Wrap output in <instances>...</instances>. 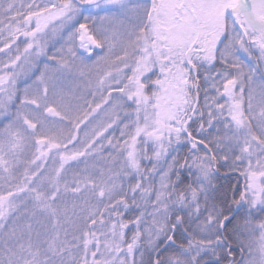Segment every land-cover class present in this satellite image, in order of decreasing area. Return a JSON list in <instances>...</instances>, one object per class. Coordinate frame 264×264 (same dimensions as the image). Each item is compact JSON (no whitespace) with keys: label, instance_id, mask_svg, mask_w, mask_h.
Returning <instances> with one entry per match:
<instances>
[{"label":"snow or ice","instance_id":"6c2138e0","mask_svg":"<svg viewBox=\"0 0 264 264\" xmlns=\"http://www.w3.org/2000/svg\"><path fill=\"white\" fill-rule=\"evenodd\" d=\"M0 181V264H264V0H0Z\"/></svg>","mask_w":264,"mask_h":264},{"label":"trees","instance_id":"16d2710c","mask_svg":"<svg viewBox=\"0 0 264 264\" xmlns=\"http://www.w3.org/2000/svg\"><path fill=\"white\" fill-rule=\"evenodd\" d=\"M91 61H94V60H90L89 64H91ZM216 67H220L219 65H216ZM198 75L200 76V82H201V89H203L204 87H206L205 83H204V80H202V75H203V72L201 71L200 73H198ZM209 94V93H208ZM210 95V94H209ZM204 96H205V93L203 92V90L200 91L199 93V103L200 105L202 104V102H204ZM211 96V95H210ZM85 100L91 102L92 101V98L93 96L90 95V94H86L85 95ZM81 103H83V101H81ZM193 124V128L195 127H198V122H190ZM215 129V127L209 129V133L213 134V130ZM194 135H200V138H203V135L202 134H197L196 132L193 133ZM190 147V145H188L187 143H182L179 147V153H180V156L183 157L184 155L187 154V150L188 148ZM201 150L203 151V147L201 146ZM108 151L109 149L107 148L106 146V143H105V149L102 151L101 153V156H98L96 157L95 160H91L89 161V163H97L100 167H104L105 166V163L106 161L103 160L101 157H107L108 155ZM80 168H83V164L79 165ZM148 167H151V165H148ZM219 167V166H218ZM23 169L20 170V172L22 173ZM220 172H228L227 171V167L226 166H222L220 167ZM19 174V173H18ZM71 175V173H69V176ZM182 179L184 180L185 183L188 182L187 180V172L186 171H183L182 172ZM238 175L237 174H230L228 176H224V175H220V174H217L216 176V183L217 185L221 188V189H227V188H230V186L232 185H236L237 182H238ZM173 179H175V177H173ZM155 183L158 185L159 183V177L157 176L155 178ZM239 183L242 184L243 183V180L242 178L239 179ZM0 184L3 186V182L0 181ZM0 186V187H2ZM74 198L69 195L67 197V200H68V203L69 205H71V202ZM148 211H151V207L148 208ZM135 215H139V211H136L135 212ZM135 215L133 214V212H128L125 214V217L124 219L125 220H129V219H134L135 218ZM36 220H40V221H43L44 223H47L46 221H44V218L43 217H40L38 216L36 218ZM33 227L34 228H41V225L36 223V221L34 220L33 221ZM135 229L133 228L132 225H129V228L126 229V233H127V238L130 240L131 238V235H132V232L134 231ZM234 255L236 257L237 260H240L241 257H240V253H239V250L238 249H235V252H234Z\"/></svg>","mask_w":264,"mask_h":264},{"label":"rangeland","instance_id":"374dc122","mask_svg":"<svg viewBox=\"0 0 264 264\" xmlns=\"http://www.w3.org/2000/svg\"><path fill=\"white\" fill-rule=\"evenodd\" d=\"M38 2H39V0H38ZM78 43H79V41H77V45H78ZM97 53H96V55H95V57H97V56H99L100 54H101V51L98 49L97 51H96ZM94 56H92L91 57V60H94V59H96ZM90 61H88V63H89ZM217 65H219V64H217ZM220 66V65H219ZM217 68H219V67H217ZM216 69H213L212 71H215ZM92 71H93V74L95 73V69H92ZM86 72H87V70H86ZM92 79L94 80V75H93V77H92ZM204 80V79H203ZM77 83H83L82 81H78ZM204 83H205V85L207 86V83L204 81ZM210 95H215L216 93H215V91L213 90V89H211V91H209L208 92ZM80 94V92L79 91H77V95H79ZM93 99L94 98H92V101H93ZM95 102L96 103H99L100 102V95H99V93H97V95H96V97H95ZM204 103V102H203ZM95 106V103H93V107ZM106 111V110H105ZM103 116H104V112H100V114L97 116V120H100V119H102L103 118ZM97 120H94L93 121V124H95L96 122H97ZM83 127V126H82ZM92 127V124H90L89 125V129ZM113 134V130H109V132L106 134V135H108V136H110V135H112ZM214 134H216V129H214L213 130V135ZM115 135H119V131L117 130L116 132H115ZM104 143H106V141H104ZM0 186H2L1 184H0ZM158 186V185H157Z\"/></svg>","mask_w":264,"mask_h":264}]
</instances>
